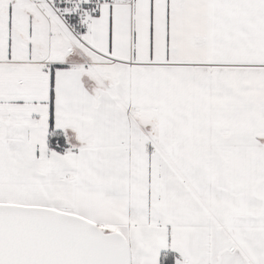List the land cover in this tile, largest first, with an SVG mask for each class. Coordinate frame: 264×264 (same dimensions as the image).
I'll return each instance as SVG.
<instances>
[{"label":"snow or ice","instance_id":"6c2138e0","mask_svg":"<svg viewBox=\"0 0 264 264\" xmlns=\"http://www.w3.org/2000/svg\"><path fill=\"white\" fill-rule=\"evenodd\" d=\"M0 264H264V0H0Z\"/></svg>","mask_w":264,"mask_h":264}]
</instances>
